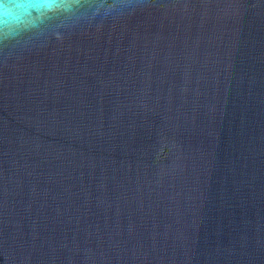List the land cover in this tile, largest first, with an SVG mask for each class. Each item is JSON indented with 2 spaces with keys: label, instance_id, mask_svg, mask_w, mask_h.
<instances>
[{
  "label": "water",
  "instance_id": "95a60500",
  "mask_svg": "<svg viewBox=\"0 0 264 264\" xmlns=\"http://www.w3.org/2000/svg\"><path fill=\"white\" fill-rule=\"evenodd\" d=\"M0 264H264V0H0Z\"/></svg>",
  "mask_w": 264,
  "mask_h": 264
}]
</instances>
